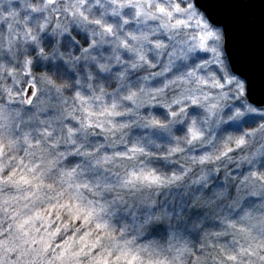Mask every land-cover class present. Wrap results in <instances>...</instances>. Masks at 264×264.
I'll return each instance as SVG.
<instances>
[{
	"label": "snow or ice",
	"instance_id": "obj_1",
	"mask_svg": "<svg viewBox=\"0 0 264 264\" xmlns=\"http://www.w3.org/2000/svg\"><path fill=\"white\" fill-rule=\"evenodd\" d=\"M0 264H264V0H0Z\"/></svg>",
	"mask_w": 264,
	"mask_h": 264
}]
</instances>
